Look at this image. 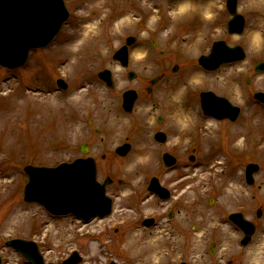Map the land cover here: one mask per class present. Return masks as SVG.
Wrapping results in <instances>:
<instances>
[{"label": "rangeland", "instance_id": "rangeland-1", "mask_svg": "<svg viewBox=\"0 0 264 264\" xmlns=\"http://www.w3.org/2000/svg\"><path fill=\"white\" fill-rule=\"evenodd\" d=\"M185 1L188 8L213 3L217 11L210 13L207 23L200 12L182 21L167 13L163 3L157 5L159 0H105L102 6L99 0H63L69 16L53 42L30 52L19 69L0 67L1 264H27L5 245L14 239L35 242L44 264H62L72 252L80 257L79 264H171L180 257L191 264H209V259L215 264L217 260H222L219 264H264V107L252 100L254 93H264L260 82L264 71L254 70L264 62V50L252 45L254 32L264 44V26L255 27L264 20V0H238L237 12L245 20L241 35L226 32L230 16L225 0ZM163 2L168 9L170 3ZM124 19L128 25L121 27ZM168 20L171 24L162 26ZM128 37L136 41L128 48V67L122 69L112 56ZM214 41L241 47L245 59L204 72L197 57L209 53ZM83 43L90 48L82 46L76 52V44ZM173 66L178 68L176 73L171 72ZM104 69L111 73L113 90L97 78ZM128 72L135 75L132 81L126 78ZM162 72L164 79L149 96L145 91L149 80ZM58 79L67 84L65 91L57 90ZM184 86L196 125L189 135L178 138L169 122L167 101L173 90ZM126 89L138 94L130 116L120 108ZM207 91L239 107V118L218 124L204 118L197 96ZM158 131L166 136L164 144L153 140ZM123 143L131 150L120 158L114 150ZM81 144L87 145L96 163L97 182L113 181L106 187L113 204L111 215L83 225L72 216L52 217L41 207L24 203L23 167L69 163L82 156ZM164 152L176 158L171 169L161 163ZM190 155L195 157L192 163ZM248 164L259 166L251 187L244 182ZM152 177L169 190L167 202L147 192ZM165 204L178 205L167 209L173 212L168 226L167 217H158L159 226L141 227L143 218L162 214ZM244 209L256 230L250 244L240 248L238 230L218 228V222ZM183 227L187 240L181 253L182 242L169 234ZM210 242L221 246L209 256Z\"/></svg>", "mask_w": 264, "mask_h": 264}, {"label": "water", "instance_id": "water-1", "mask_svg": "<svg viewBox=\"0 0 264 264\" xmlns=\"http://www.w3.org/2000/svg\"><path fill=\"white\" fill-rule=\"evenodd\" d=\"M226 6L233 17L228 23V32L241 33L243 19L236 14V0H227ZM66 18L67 12L62 0H0V65L9 69L22 66L29 50L48 45ZM133 41L132 38L127 39L126 45H131ZM242 58L240 48L230 49L218 42L213 44L210 55L200 58L199 63L207 69H215L222 63ZM114 59L125 67L127 48L124 46L117 51ZM256 70L263 71L264 64L257 66ZM98 77L112 88L108 71L101 72ZM57 83L60 88L65 87L61 81ZM203 96L202 105L207 113L219 119L227 117L232 121L237 117V109H230L225 100L210 94ZM255 98L264 104L263 94H256ZM134 100V92H126L123 95L122 107L126 112L131 111ZM157 139L161 142L164 140L161 135H158ZM80 151L87 153L85 146H81ZM128 151L129 146L123 145L116 153L125 156ZM163 161L167 167L175 162L169 156H164ZM23 171L28 178L23 191V200L27 203L38 204L52 215L74 214L84 220L110 213L111 201L105 196V186L111 181L106 179L103 184L96 182L95 162L91 158L78 159L55 168L25 166ZM257 171L258 166L255 164L246 167L245 179L248 185H253V175ZM148 191L157 194L161 199L169 196L166 190L159 187L156 179L151 180ZM257 217H260V212H257ZM230 219L244 232L245 237L241 245H246L254 233L253 225L243 220L239 214L231 215ZM6 246L19 253L30 264H43L33 242L16 239L8 241ZM79 261V257L74 253L63 264H78Z\"/></svg>", "mask_w": 264, "mask_h": 264}, {"label": "bare ground", "instance_id": "bare-ground-1", "mask_svg": "<svg viewBox=\"0 0 264 264\" xmlns=\"http://www.w3.org/2000/svg\"><path fill=\"white\" fill-rule=\"evenodd\" d=\"M99 2H100L99 6H102V4L105 3V0H99ZM213 5H214L213 3L206 2L204 4L201 3L200 5L195 6V7L187 8L186 7L187 5L184 4L182 5V7H180L179 9L180 11H178L176 16L179 17L180 15H188L189 17H194L196 16L197 12H200L204 17L208 18L206 22L210 23L211 22L210 13L216 10V8L213 9ZM95 8L97 9L98 7L96 6ZM152 22H153V19H151L150 23ZM119 25L120 26L122 25L121 27H124V25H128L127 20L124 19L123 21H121V24ZM263 26H264V20H262V22L258 20L257 24L255 25V27H263ZM89 28H90L89 31H92L91 27ZM258 37L259 36L256 32L252 33V45H254V48L257 49L258 51L264 50V44H262L258 40ZM233 41H235V39H233ZM86 43L91 48L94 47L93 45L88 44L89 42H86ZM84 44L85 43L81 44L80 47H79V44H76L78 47L77 49H75V51L78 52V50L82 48V46L84 48H87V45H84ZM91 52L92 54L95 53L94 49ZM136 55L138 54L136 53ZM189 80H190V77L187 79V81ZM260 82L261 83L264 82V77L260 79ZM186 88H187L186 86H184V88H180L173 95L171 101L169 102V107H170L169 111L171 115V117H169V122H170L171 127L173 128V131L176 134L175 136H177L178 138H184L187 135H189L191 132V129L196 125V122L194 121V112L192 108L193 105L191 104L188 105V103L186 104L181 98V91Z\"/></svg>", "mask_w": 264, "mask_h": 264}, {"label": "flooded vegetation", "instance_id": "flooded-vegetation-1", "mask_svg": "<svg viewBox=\"0 0 264 264\" xmlns=\"http://www.w3.org/2000/svg\"><path fill=\"white\" fill-rule=\"evenodd\" d=\"M174 68H176V70L178 69L177 68V66L176 67H172V69H171V72L172 73H176V72H173L174 71ZM218 70V69H217ZM240 74V73H239ZM238 74V75H239ZM165 72H162V73H160L158 76H155V77H153L152 79H154V81H155V83L154 84H152L151 85V83H150V81L152 80H149V85H150V87H146L145 88V91H146V93L149 95V96H153V94H154V86H157L158 84H159V82H161V80L162 79H164V77H165ZM233 76H234V73H233ZM246 82L248 83V80H246ZM234 84V83H233ZM181 88V87H180ZM179 87L176 89V90H173L172 92V94H170L169 95V99H168V101H167V107L169 108V110H170V107H169V102L171 101V99H172V97H173V95L180 89ZM229 88H230V86H229ZM232 88V91L231 92H233V91H235V87H231ZM210 92V91H209ZM137 93V92H136ZM186 93V91H181V98L183 99V101L187 104L188 103V96L186 97L185 96V98H184V94ZM212 93V92H211ZM229 95H231V93H229ZM231 96H233V94L231 95ZM198 97V102L200 103V101H199V95L197 96ZM224 98V97H223ZM248 98H249V94H248ZM226 99V98H225ZM137 100H138V94H137ZM137 100L135 101V104H136V102H137ZM229 103H230V101L228 100V99H226ZM201 104V103H200ZM199 104V105H200ZM234 106V105H233ZM238 109H239V113H238V118H239V116H240V114H241V112H242V110L238 107ZM132 114V113H131ZM168 117L170 116V111H168ZM237 118V119H238ZM156 122H157V124L159 125V124H161V122H162V119H161V117H158L157 119H156ZM215 122H217V124L218 123H223V122H227V123H234V122H230L229 120H223V121H215ZM162 132V131H161ZM102 158H104V156H102ZM166 206H165V210L163 211V213H165L164 215H163V213L162 214H159V215H157L156 213L154 214L153 213V216H151V217H145V218H151L152 219V224H151V228H153V227H157V226H159V224H160V218H158V217H167V226L170 224V221H172V216H173V212L172 211H168L167 210V204H165ZM170 205H173V204H170ZM176 205L177 204H174V206L176 207ZM178 206V205H177ZM244 212H245V209H244V211L243 212H241V214L243 215V216H245L244 215ZM112 213V212H111ZM111 215V214H110ZM246 218V217H245ZM144 219V218H143ZM143 219H142V221L140 222V224H141V227H143L142 226V222H143ZM221 226H231L232 228H233V230L235 231L236 230V227L228 220V218L227 217H225V219L223 218V222H218V228H220ZM181 232H174V233H171V234H169L170 235V237L171 238H174V239H177L178 241H180V242H182V244H181V246H180V252L182 253V251L184 250V248H185V246H186V244H185V241L187 240V232H186V228L185 227H183L181 230H180ZM239 233H240V238H241V236H242V234H241V232L240 231H238ZM203 236H204V234H202ZM201 240V239H200ZM219 240V238H216L215 239V241H218ZM220 242V241H219ZM221 245L219 244V243H216V242H210V246H209V249H208V255L210 256L211 254H210V252L212 251V254H213V251L216 249V250H220V249H217L216 247H220ZM212 248V249H211ZM225 255V254H224ZM181 258V257H180ZM179 258V260H178V262L177 263H174V261L173 260H170V262H171V264H178V263H180V262H185V263H188V264H191V263H189V262H186V261H183V260H181ZM209 264H215V263H212L211 261V259H209ZM222 260H217V263L219 264L220 262H221ZM231 263V261H226V264H230Z\"/></svg>", "mask_w": 264, "mask_h": 264}]
</instances>
